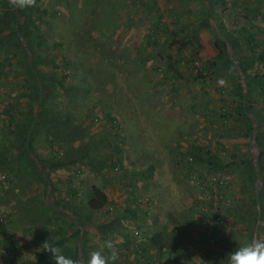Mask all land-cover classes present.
Instances as JSON below:
<instances>
[{
  "label": "rangeland",
  "instance_id": "374dc122",
  "mask_svg": "<svg viewBox=\"0 0 264 264\" xmlns=\"http://www.w3.org/2000/svg\"><path fill=\"white\" fill-rule=\"evenodd\" d=\"M254 236L264 0H0V264H54L48 246L85 264L108 239L115 264H227Z\"/></svg>",
  "mask_w": 264,
  "mask_h": 264
},
{
  "label": "clouds",
  "instance_id": "9594fccd",
  "mask_svg": "<svg viewBox=\"0 0 264 264\" xmlns=\"http://www.w3.org/2000/svg\"><path fill=\"white\" fill-rule=\"evenodd\" d=\"M13 6H31L35 0H9ZM218 83L224 86L226 81L221 78ZM52 256L54 264H80V261L65 256L58 247L48 246L46 249ZM107 250V255L105 254ZM119 259V252L116 243L111 240H105L97 250L89 253L85 264H115ZM227 264H264V239L253 237L247 243H244L226 256Z\"/></svg>",
  "mask_w": 264,
  "mask_h": 264
},
{
  "label": "built area",
  "instance_id": "2783aa9c",
  "mask_svg": "<svg viewBox=\"0 0 264 264\" xmlns=\"http://www.w3.org/2000/svg\"><path fill=\"white\" fill-rule=\"evenodd\" d=\"M192 159V157H191ZM229 185V181L226 177H223L218 174H212L208 175L203 179L201 182V191L202 193L209 198V201L213 205V207L216 209L215 213V221L218 224L214 228V233H212V237H210V241L214 243L215 238L213 236L216 235L218 232V229L221 227L226 228L228 226L227 220L224 218L223 214L220 212L222 204H223V196L224 192L227 190V187ZM217 232L215 233V231ZM133 237H135L136 240L135 243H138V245H143L147 242V237L143 234V229L141 228H135L133 231ZM140 243V244H139ZM199 264H207L206 260H203V262H200Z\"/></svg>",
  "mask_w": 264,
  "mask_h": 264
},
{
  "label": "trees",
  "instance_id": "16d2710c",
  "mask_svg": "<svg viewBox=\"0 0 264 264\" xmlns=\"http://www.w3.org/2000/svg\"><path fill=\"white\" fill-rule=\"evenodd\" d=\"M199 160L204 162V159L201 158V157L199 158ZM210 163L213 164V162H210ZM63 164H64L63 162H60L57 165H63ZM153 170H154V167L152 166L150 168L149 172H148V176L151 177V176L154 175ZM107 202H108L107 193L105 191H103L102 189H100V188L94 187L93 195H92V197L90 198V200L88 202L89 207L92 210H99V209H102L103 207H105ZM159 247H160V249H163L164 246L160 245Z\"/></svg>",
  "mask_w": 264,
  "mask_h": 264
}]
</instances>
